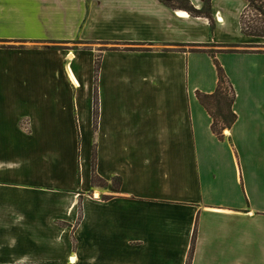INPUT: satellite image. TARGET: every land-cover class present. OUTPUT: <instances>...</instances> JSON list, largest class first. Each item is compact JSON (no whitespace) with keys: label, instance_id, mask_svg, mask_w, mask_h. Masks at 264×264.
<instances>
[{"label":"crops","instance_id":"1","mask_svg":"<svg viewBox=\"0 0 264 264\" xmlns=\"http://www.w3.org/2000/svg\"><path fill=\"white\" fill-rule=\"evenodd\" d=\"M188 1L0 0V264H264V51L247 0Z\"/></svg>","mask_w":264,"mask_h":264},{"label":"trees","instance_id":"2","mask_svg":"<svg viewBox=\"0 0 264 264\" xmlns=\"http://www.w3.org/2000/svg\"><path fill=\"white\" fill-rule=\"evenodd\" d=\"M160 1L164 3L163 0H160ZM182 1H184L186 5L182 7L181 9H185V11H187L189 14H191L194 17H205L210 22H212V17L208 12L204 13L203 10L200 11V10L195 9L192 5H190L188 0H182ZM247 2H248V7L246 8L247 10L248 8H253L256 11V14L258 16L264 17V0H247ZM247 10L242 15V19H241L242 32L246 36L264 38V29L252 28L251 26L249 27L247 25L245 21ZM0 47L5 48L7 46H0ZM194 51L207 53V54H210L213 58H215L214 53H212L211 51H207L205 49H196ZM217 52L222 53V52H225V50H220ZM99 62H100V58L98 57L96 61V73L97 74H98V69H99ZM215 65H216L217 75H218V85H217L216 91L213 94H203L201 92H198L197 98L200 104L205 108V110L209 113V115L212 118L211 128H212L213 133L220 140H223L224 134H225L224 130L231 129L238 119L236 113L233 110V105L235 102L236 95L222 66L216 60H215ZM97 118H98V104H97V95H96L95 114H94L95 128L97 127ZM92 169H93L92 185L96 187L98 186L104 187L106 185V182L103 179H101L96 173V149L95 148L93 149ZM121 183H122L121 179L118 178L115 187L120 188ZM195 241H196V230L193 235L192 248L190 251V259L193 253ZM187 264H190V260L187 262Z\"/></svg>","mask_w":264,"mask_h":264},{"label":"rangeland","instance_id":"3","mask_svg":"<svg viewBox=\"0 0 264 264\" xmlns=\"http://www.w3.org/2000/svg\"><path fill=\"white\" fill-rule=\"evenodd\" d=\"M163 2L165 4H167L168 6H171V7L175 8V9L176 8H180L181 9L182 7H184L186 5V3L184 1H182V0H163ZM245 11H244V13H245ZM203 12L207 13L208 10L206 8H204ZM245 18H246L245 21H246V23H247V25L249 27L251 26L252 28L264 29V17L258 16L256 14V11L253 8H248ZM248 37H250V36H248ZM256 38H258V39H254V42H252L253 44H251L250 46L240 47L238 49H240L242 51H264V38H262V37H256ZM7 45L26 46V44H24V43H13V42H8V41H0V46H7ZM78 46L77 45L75 46V45H72V44L71 45L64 44V45H60V46H51V47H53V48L54 47H59V48H62V49H70V50H72V49L77 48ZM198 47H200V49H202L203 46H198ZM194 50H196V49H194ZM205 50L211 51L212 53H214L215 51H218L220 49H218V48H208V49H205ZM226 130H228V129H225L224 131H226ZM80 219H81V212H80Z\"/></svg>","mask_w":264,"mask_h":264},{"label":"bare ground","instance_id":"4","mask_svg":"<svg viewBox=\"0 0 264 264\" xmlns=\"http://www.w3.org/2000/svg\"><path fill=\"white\" fill-rule=\"evenodd\" d=\"M69 56H72L71 60L73 59V54H69ZM73 78V77H72Z\"/></svg>","mask_w":264,"mask_h":264},{"label":"water","instance_id":"5","mask_svg":"<svg viewBox=\"0 0 264 264\" xmlns=\"http://www.w3.org/2000/svg\"><path fill=\"white\" fill-rule=\"evenodd\" d=\"M226 132V131H225Z\"/></svg>","mask_w":264,"mask_h":264}]
</instances>
